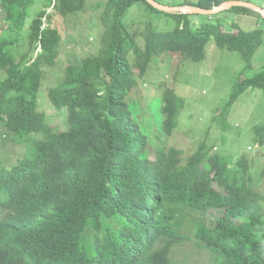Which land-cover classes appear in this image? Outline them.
<instances>
[{
	"label": "trees",
	"instance_id": "16d2710c",
	"mask_svg": "<svg viewBox=\"0 0 264 264\" xmlns=\"http://www.w3.org/2000/svg\"><path fill=\"white\" fill-rule=\"evenodd\" d=\"M52 1L65 17L82 12L87 0ZM226 1L181 6L212 10ZM36 3L0 0V21L28 28L31 47L18 58L15 42L0 37V122L20 154L0 151V264H176L172 252L185 242L203 243L217 264H264V166L245 155L211 157L203 142L192 154L168 144L155 149L127 101L136 76L166 53L199 63L215 44L238 52L251 70L264 31L237 23L225 30L212 21L194 28L192 15L161 11L148 0H107L104 24H113L103 49L70 65L50 89L51 106L64 115L63 126L51 125L39 94L61 38L53 14L31 11ZM135 4L176 25L159 32L149 23L132 33L122 19ZM234 84L230 105L248 90L264 91V72ZM182 107L175 90L163 93L157 138L178 131ZM252 128L264 148V124Z\"/></svg>",
	"mask_w": 264,
	"mask_h": 264
},
{
	"label": "rangeland",
	"instance_id": "374dc122",
	"mask_svg": "<svg viewBox=\"0 0 264 264\" xmlns=\"http://www.w3.org/2000/svg\"><path fill=\"white\" fill-rule=\"evenodd\" d=\"M158 1L168 7H186L181 5L198 0ZM229 1L249 2L264 9V0ZM53 4L52 0H37L31 11L37 13L47 9V12L53 14L51 26L59 31L61 38L53 66L43 68L39 108L46 113L51 125L63 126L64 115L56 114L49 100V91L62 82L70 65H80L85 59L100 54L104 35L112 26L113 18L104 24L107 0H87L82 12L65 17L54 12ZM190 19L194 28L212 21L222 23L225 30H230L232 23H237L245 31H264V17L254 10L251 15H236L226 10L205 16L194 14ZM122 22L132 33H135L133 30L144 31L149 23L159 32H169L176 25L175 19L154 12L142 4H135L128 9ZM28 33V28L16 31L12 24L0 21V37L15 42L13 51L18 58L27 55L31 48ZM32 55L36 57V52ZM240 56L238 52L212 44L208 46L206 59L202 62L185 61L179 55L166 53L150 64L144 76H136L137 86L129 94L127 101L141 128L151 135L155 149L168 144L192 154L203 142L208 145L211 157H216L217 154L229 161H236L245 155L260 167L264 166V148L256 143L252 131V127L264 124V91L248 90L230 105L237 79L251 78L264 72V40L254 56L251 70H245L246 63ZM169 89L175 90L183 98L184 107L179 116L181 121L178 131L168 139L165 136L160 139L157 137L163 117V93ZM9 136L4 123L0 122V151L8 146L12 151L9 157L16 159L20 154L13 153L12 142H6ZM262 191L264 195V187ZM202 244L185 242L177 245L171 255L173 262L217 264L213 252L201 248Z\"/></svg>",
	"mask_w": 264,
	"mask_h": 264
},
{
	"label": "water",
	"instance_id": "95a60500",
	"mask_svg": "<svg viewBox=\"0 0 264 264\" xmlns=\"http://www.w3.org/2000/svg\"><path fill=\"white\" fill-rule=\"evenodd\" d=\"M154 7L157 9L164 11V12H169V13H183V14H204V15H212L216 14L218 12L230 10L234 7L237 6H242V7H247L250 8L254 11H258L262 14L264 17V9L254 5L249 2H243V1H226L223 4H221L219 7H216L212 10H204V9H199V8H194V7H168L165 5H162L158 3L156 0H148Z\"/></svg>",
	"mask_w": 264,
	"mask_h": 264
},
{
	"label": "clouds",
	"instance_id": "9594fccd",
	"mask_svg": "<svg viewBox=\"0 0 264 264\" xmlns=\"http://www.w3.org/2000/svg\"><path fill=\"white\" fill-rule=\"evenodd\" d=\"M186 7H190V6H186ZM183 14V13H182ZM191 15V14H190ZM192 15H194V14H192Z\"/></svg>",
	"mask_w": 264,
	"mask_h": 264
}]
</instances>
